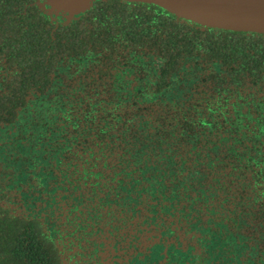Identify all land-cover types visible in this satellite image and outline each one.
I'll list each match as a JSON object with an SVG mask.
<instances>
[{
    "label": "trees",
    "instance_id": "16d2710c",
    "mask_svg": "<svg viewBox=\"0 0 264 264\" xmlns=\"http://www.w3.org/2000/svg\"><path fill=\"white\" fill-rule=\"evenodd\" d=\"M153 58L158 70L145 91L172 85L188 68L191 91L202 93L210 82V90L225 93L215 107L227 113L214 120L205 111L208 98L195 94L145 119L161 127L157 139L188 135L197 148L194 169L216 163L237 172L263 234L264 32L203 26L145 1L93 0L66 19L37 0H0V264H63L40 220L15 213V187L27 178L40 182L42 166L89 172L96 142L111 154L125 147L117 142L133 136L128 121L140 104L128 92H144L132 77ZM146 150L138 149L141 156ZM121 157L110 167L122 169Z\"/></svg>",
    "mask_w": 264,
    "mask_h": 264
},
{
    "label": "flooded vegetation",
    "instance_id": "af4514ba",
    "mask_svg": "<svg viewBox=\"0 0 264 264\" xmlns=\"http://www.w3.org/2000/svg\"><path fill=\"white\" fill-rule=\"evenodd\" d=\"M37 2L44 7L43 0ZM151 61L139 72L142 76L132 77L144 92H128L140 104L135 122L128 121L133 136L122 125L128 139L117 143L125 147L111 154V147L102 150L96 142L89 172L42 166L40 182H18L11 206L16 214L40 220L63 264H264V229L263 234L257 230L261 224L251 197L238 186L239 174L216 163L194 169L197 148L188 145V135L178 139L172 133L162 141L157 139L163 136L161 127L145 119L148 111H172L163 107L168 101L195 94L208 98L205 111L214 120L227 113L215 107L225 93L210 90V82L202 93L191 91L188 68L171 78L172 85L145 91L149 87L143 84L158 70V60ZM141 98H154L157 104L151 109ZM60 140L65 143L64 137ZM135 144L149 150L141 156ZM120 157L123 170L110 167Z\"/></svg>",
    "mask_w": 264,
    "mask_h": 264
},
{
    "label": "water",
    "instance_id": "95a60500",
    "mask_svg": "<svg viewBox=\"0 0 264 264\" xmlns=\"http://www.w3.org/2000/svg\"><path fill=\"white\" fill-rule=\"evenodd\" d=\"M93 0H43L50 13L77 16ZM160 5L175 15L203 26L264 32V0H129Z\"/></svg>",
    "mask_w": 264,
    "mask_h": 264
}]
</instances>
